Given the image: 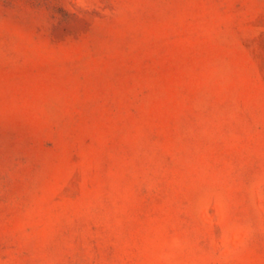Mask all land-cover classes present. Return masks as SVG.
Returning <instances> with one entry per match:
<instances>
[{
  "label": "rangeland",
  "instance_id": "1",
  "mask_svg": "<svg viewBox=\"0 0 264 264\" xmlns=\"http://www.w3.org/2000/svg\"><path fill=\"white\" fill-rule=\"evenodd\" d=\"M0 264H264V0H0Z\"/></svg>",
  "mask_w": 264,
  "mask_h": 264
}]
</instances>
